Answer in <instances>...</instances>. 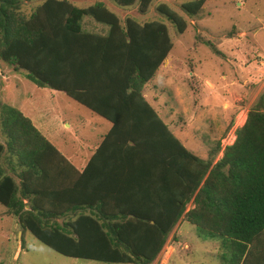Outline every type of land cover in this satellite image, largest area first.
<instances>
[{
  "label": "trees",
  "instance_id": "16d2710c",
  "mask_svg": "<svg viewBox=\"0 0 264 264\" xmlns=\"http://www.w3.org/2000/svg\"><path fill=\"white\" fill-rule=\"evenodd\" d=\"M32 1L40 4L22 16L21 4ZM91 1L76 7L69 0H0V62L111 124L87 167L91 172L97 158L113 156L115 165L106 166L112 176L92 181L87 167L76 171L28 118L0 103L4 215L22 233L73 259L150 264L183 220L201 239L217 242L220 264H264L262 98L248 109L233 143L221 150L217 142L201 159L142 95L172 48L165 25L120 21L102 0ZM109 1L144 13L153 0ZM204 1L180 9L193 17ZM156 10L176 35L183 33L178 14L164 4ZM66 166L75 176L67 179L69 187L57 177Z\"/></svg>",
  "mask_w": 264,
  "mask_h": 264
},
{
  "label": "rangeland",
  "instance_id": "374dc122",
  "mask_svg": "<svg viewBox=\"0 0 264 264\" xmlns=\"http://www.w3.org/2000/svg\"><path fill=\"white\" fill-rule=\"evenodd\" d=\"M69 1L76 7L92 2ZM188 1L191 0H153L144 13H139L135 5L119 9L109 0H102L120 21L129 17L138 23L159 20L165 25L172 48L161 69L145 85L144 99L160 119H165L186 149L205 159L215 143L227 140L232 124H243L248 109L259 97L264 108V0H205L193 17H187L180 9ZM39 4L40 1L22 3L19 12L27 16ZM159 4L184 20L183 33L176 35L172 25L161 18L156 10ZM204 42L220 55H215ZM0 102L24 116L27 113L39 119L38 132L62 153L75 131H82L88 121L103 120L61 92L36 87L24 72L13 71L1 62ZM76 124L80 126L75 128ZM81 137L77 133L76 138ZM220 155L218 152L213 162ZM196 231L180 220L150 264H220L217 242L201 239ZM0 264L104 263L61 256L27 231L22 233L14 219L0 216Z\"/></svg>",
  "mask_w": 264,
  "mask_h": 264
},
{
  "label": "crops",
  "instance_id": "0c3cea01",
  "mask_svg": "<svg viewBox=\"0 0 264 264\" xmlns=\"http://www.w3.org/2000/svg\"><path fill=\"white\" fill-rule=\"evenodd\" d=\"M100 1V0H99ZM84 7V6H82ZM12 69V68H11ZM159 69H161V66L157 69L156 73L159 71ZM14 71V70H13ZM167 74V71H165ZM27 79V78H26ZM153 79V78H152ZM28 80V79H27ZM151 81V80H150ZM149 81V82H150ZM146 85V84H145ZM145 85L142 89V91L145 90ZM47 89V88H46ZM50 90V89H49ZM53 91V90H50ZM54 92H58V91H54ZM143 94V92H142ZM65 95V94H64ZM146 95L143 94V97H145ZM73 101V100H72ZM75 102V101H74ZM2 103V102H0ZM76 103V102H75ZM6 104V103H4ZM78 104V103H77ZM81 106V105H80ZM85 108V107H84ZM86 109V108H85ZM19 111V110H17ZM32 111L38 113V110L35 111V109H32ZM89 111V110H88ZM20 112V111H19ZM21 113V112H20ZM22 114V113H21ZM94 114V113H93ZM24 116V114H22ZM96 115V114H94ZM98 118V115H96ZM24 117H28L30 123L32 124V126L38 130V125L40 124V120H35L32 118V116L30 117L27 113H25ZM164 117L166 118L167 116L164 115ZM39 118V116H38ZM102 119V118H101ZM162 121L164 122V124L166 125V127L168 128V130L172 133V131L169 129L168 124L165 122V119L163 118ZM92 121H88L87 124H84V129H82V131H75L76 135L78 133V135H81L83 137L81 138H73V140L69 141L68 143L65 144V153L60 152L57 147L50 141L48 140L46 137H44V135H42L50 144H52L56 150L60 153V155L66 160L67 164L69 166H72L76 171L78 172H82L83 170L86 169L87 164L90 163L92 161V155L95 153L96 149L99 147V145L101 144L103 138L105 135H107L108 131L111 128V124L106 121V120H94L93 123ZM64 124V123H63ZM68 129H70V125L68 124H64ZM77 126H80L79 124H76L75 128H77ZM39 131V130H38ZM173 134V133H172ZM174 135V134H173ZM175 136V135H174ZM176 137V136H175ZM94 140L92 141L91 139ZM177 138V137H176ZM178 139V138H177ZM179 140V139H178ZM180 141V140H179ZM181 142V141H180ZM0 143H2V139L0 136ZM92 143V144H91ZM182 144V142H181ZM183 145V144H182ZM184 146V145H183ZM220 154V153H219ZM96 160V159H95ZM115 159L114 157H107V156H101L99 158H97L96 160V164L93 168H91V172L88 168L89 173H91L93 179L92 181H97L98 179H107L110 176H112V173H108L109 171L107 170L106 166L108 164H114ZM215 162V161H214ZM213 162V163H214ZM212 163V164H213ZM68 167H65V172L63 174H60V176H57L58 179H63L65 180V184L67 185V187L70 186V184H67V179L71 178V177H75L72 176L73 174H71L70 171H67ZM65 185V187H66ZM24 209H28L27 206H24ZM5 211V209H4ZM4 211H2L0 213L1 217H7V218H12V217H8L4 215ZM14 219V218H12ZM15 220V219H14ZM16 223V221H15ZM17 225V223H16ZM19 234V232H18Z\"/></svg>",
  "mask_w": 264,
  "mask_h": 264
},
{
  "label": "built area",
  "instance_id": "2783aa9c",
  "mask_svg": "<svg viewBox=\"0 0 264 264\" xmlns=\"http://www.w3.org/2000/svg\"><path fill=\"white\" fill-rule=\"evenodd\" d=\"M232 127H233V128H231L230 135H227V136L225 137L227 140H225L224 143H221V144H220V148H221V150H223L226 146H229V145H231V144L233 143L234 138H235L234 132H235V130H236L237 128H239L240 126L234 124V125H232ZM225 138H224V139H225ZM229 139H231L230 142H229Z\"/></svg>",
  "mask_w": 264,
  "mask_h": 264
}]
</instances>
